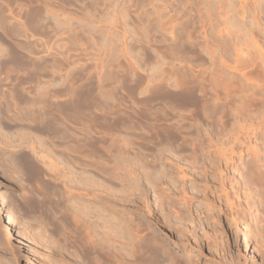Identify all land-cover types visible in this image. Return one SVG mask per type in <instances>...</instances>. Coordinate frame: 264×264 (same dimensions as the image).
Returning a JSON list of instances; mask_svg holds the SVG:
<instances>
[{
	"label": "rangeland",
	"instance_id": "rangeland-1",
	"mask_svg": "<svg viewBox=\"0 0 264 264\" xmlns=\"http://www.w3.org/2000/svg\"><path fill=\"white\" fill-rule=\"evenodd\" d=\"M10 1L20 31L0 37V264H89L65 220L85 209L101 227L109 211L114 226L139 225L136 240L179 263L264 264V239L245 242L264 229L261 207L195 227L203 198L177 194L207 186L188 166L196 152L230 155L237 135L259 152L234 149L236 179L264 170V0ZM172 131L183 137L165 141ZM149 176L160 187L143 192Z\"/></svg>",
	"mask_w": 264,
	"mask_h": 264
},
{
	"label": "bare ground",
	"instance_id": "bare-ground-1",
	"mask_svg": "<svg viewBox=\"0 0 264 264\" xmlns=\"http://www.w3.org/2000/svg\"><path fill=\"white\" fill-rule=\"evenodd\" d=\"M12 6L13 3L10 0H0V37L14 33L16 34L20 31L19 25L7 21L9 15L13 14ZM24 8L26 9L27 19L29 22H33L35 14H32L29 6L26 5ZM10 53L11 55H9L7 62L15 65L14 53L12 50ZM4 62L3 56L0 55V75L3 71ZM220 135L222 136V134ZM165 137V141H178V139H181L183 136L176 131H172V133ZM155 139H157V141L159 140L158 137ZM235 142L237 143H234V146L232 145L233 147L230 155L229 153H226V150L222 151L221 148H219L218 151L216 150L218 152V158L206 157L203 151L201 153L196 152L192 164H188V166H191L190 168L194 169L195 173L200 175L198 177L199 184L203 181L208 186L202 189L194 188L190 195H186V188L183 185L178 188L179 192H177V194H183L182 199L184 200H194V198L197 197L203 198L204 203L201 204L197 210V212L199 211V214H197V217L192 218L195 227L201 225L200 219L202 217L211 219L216 213H219L223 220L224 218L229 217L232 223L230 226L233 227V224H237L239 220L253 218V213L256 212L258 207H261L264 211V170H261L259 166L253 164L246 169L245 177L236 179L241 168L233 165L235 148L243 149L244 147H247V151L252 153V155L254 154L256 157L259 152V147L256 145L251 146V141H241L239 135H237ZM28 162L31 167L37 165L36 160L32 157ZM187 169H189V167ZM151 180L152 178L149 176L147 182L145 181L146 183L142 187L143 192H149L152 189L156 190L155 187H160L157 182V184L153 182L152 185L154 186L153 188H150L152 183ZM159 180H162V177L159 178ZM230 182L231 186L226 187ZM84 186L85 185L82 184L81 188ZM213 186L220 187L221 190H214L212 189ZM106 199L112 202V199H115V197L108 192ZM91 213L93 214L94 212L85 209L83 216L75 214L67 215L65 218L69 226L75 228V231L78 233L82 245V255L90 260L89 264H132V262L133 264H183L179 263L173 257L170 258L168 254L164 253V250L162 252V249L158 246L153 237H150L149 240L148 238H139V240H136V231L140 228L138 227L139 225L137 226L135 224L138 229L135 228L134 223H129V225L125 224L124 226H122L123 224L121 226L117 224L118 226H114L113 217L109 211L108 218L103 220L104 224L101 227L98 225L99 219L94 222ZM179 215L182 218H180V221L183 223L185 215L184 213ZM94 216L100 217L99 215ZM100 228L104 229L103 233L99 231ZM263 230L257 234V237L248 234L245 242H249V240H256L257 242L260 240L263 241ZM240 235L241 232L239 231L233 233V239L237 241L238 236L240 237ZM235 240L233 242H235ZM132 243H134V245ZM146 244L150 247L148 251H145ZM159 248L161 249L162 258L149 259L148 256L158 255L160 252Z\"/></svg>",
	"mask_w": 264,
	"mask_h": 264
}]
</instances>
